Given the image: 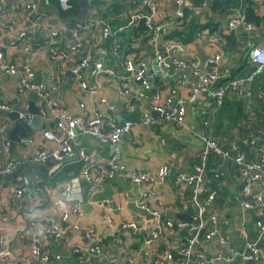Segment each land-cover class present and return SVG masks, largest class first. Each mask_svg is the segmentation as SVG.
<instances>
[{
    "label": "built area",
    "instance_id": "built-area-1",
    "mask_svg": "<svg viewBox=\"0 0 264 264\" xmlns=\"http://www.w3.org/2000/svg\"><path fill=\"white\" fill-rule=\"evenodd\" d=\"M61 9L70 10V0H57ZM89 1V9L84 19V24L74 22L71 27H48L45 30L43 41L37 40V33L41 29L46 13L40 10L37 0H27L21 8L32 17L30 25L16 31L12 21L0 18V32L12 34L8 41L10 47H24L27 51L21 65L18 67L11 62L3 52L0 45V72L12 77L19 73L16 85V96L19 104L18 115L29 122L32 114L29 112L28 91H35L40 99L38 105L39 117L44 122L57 119L53 127L42 130L46 140L54 142L53 149L38 148L31 157L32 162L44 163L48 158L63 161L73 153V144L77 134H87L98 143L118 145L128 136L136 122L144 127L172 123L183 126L187 114V107L200 101L201 108H197L200 127L193 132L200 144L193 154L192 164L188 172H176L173 175L174 184H183L192 194L190 203L195 212L192 222L181 221L163 214L160 210L162 202L155 189L157 181L165 180L171 173L170 164L162 163L154 176L148 170L133 169L124 171V166L118 163L119 151L115 149L109 158L102 162H95L91 156L81 151L79 153V174L72 177L62 185L55 186L52 206L55 209L70 206L74 221L71 228L79 229V219L83 216L80 181L86 183L87 197H91L100 190L106 178H115L117 171H122L126 179L139 186H144L139 193V208L153 216V225L143 240L141 264H148L151 258L150 248L158 240L165 238L169 232L179 233L178 238L167 249L154 255V264H214L220 259V253L207 255L198 246L203 240L215 239L220 244H227V237L217 229L219 220L213 212V203L216 190L206 185L208 170V157L215 154L223 161L230 162L236 174L241 178L243 185L237 200L245 211L258 212L260 218L255 221L258 238L255 241H246L243 250L239 253L243 261L256 262L264 257V250L259 245V238L264 232V138L259 134H251L247 141H243L248 150L245 151L238 144L236 137L221 139L211 132L212 120L217 109L222 107L227 97L240 100L243 112L250 121H255L261 112L255 97L264 103V87L253 93L252 85L259 75L264 72V43L250 47L245 62L250 70L245 75L223 78L221 75V61L223 54L217 52L205 57L193 55L188 60L181 55L186 43L183 35H172L174 31L182 32L188 21L189 9L185 7V0H173L175 9L168 14H160L159 6L162 0H93ZM93 1V2H92ZM115 2L126 5L125 10L118 15L107 9ZM201 7H207L209 0H199ZM2 6L0 4V11ZM106 14V15H105ZM115 17L123 19L117 27L113 25ZM142 24L145 32L133 30ZM227 32H250L256 27L255 23L248 20L244 13L232 12L227 19L219 24ZM123 31L125 37L130 39V46L123 48L116 39V33ZM200 34L197 31L196 36ZM91 38L90 48L86 39ZM109 40V45L104 43ZM32 41V42H31ZM64 41L62 46L57 42ZM42 42V43H40ZM39 44L46 47L47 60L55 68L50 83L35 82L34 60L39 50L30 48L28 44ZM142 47L137 53V47ZM149 47V55L139 56ZM85 49L83 54L81 51ZM202 64V68L200 65ZM69 71L73 85L89 96L96 97L90 109L84 102H79V112L74 113L64 105L60 96L63 73ZM160 80L156 86L154 80ZM107 80L111 85L114 80L117 98L125 99L127 112L139 114L138 121L124 118L119 124L115 110V102L102 93V82ZM138 82L137 93L132 95L128 82ZM169 80L175 81L169 85ZM184 89L186 92H181ZM165 92V94L163 93ZM149 97L153 100L150 110L139 105V100ZM174 100V105L171 104ZM100 105L107 109L105 112ZM12 107L3 99L0 92V111L9 112ZM156 111L157 114H153ZM12 128L9 122H0L1 150L8 152L11 141L7 132ZM23 139L17 144L25 143ZM242 141V140H241ZM16 163L7 161L0 163V186L5 176L15 172ZM223 172L218 170L215 177H220ZM16 186L13 188L11 198L13 201L21 198L30 191V185L25 176L14 178ZM257 184L258 188L254 185ZM153 198L155 205H150L148 199ZM102 200L101 203H108ZM70 215L67 210L57 213L55 217H41L38 224L41 232L33 234L29 240V256L12 257L3 250L4 235L0 234V264H31L30 260L49 262L60 260L61 253L51 252L46 247L50 241L58 243L66 249L67 254L78 255L81 264H101L100 257L104 255L94 225L85 231V245L71 243L67 231L62 227V221H67ZM108 226L112 225L110 218L106 220ZM227 225L228 221H222ZM120 228L132 232L139 231L135 220H122ZM23 239L24 235L20 234ZM230 252L234 253L232 248ZM112 264H122L116 257H108ZM129 261L134 257L129 256Z\"/></svg>",
    "mask_w": 264,
    "mask_h": 264
},
{
    "label": "crops",
    "instance_id": "crops-1",
    "mask_svg": "<svg viewBox=\"0 0 264 264\" xmlns=\"http://www.w3.org/2000/svg\"><path fill=\"white\" fill-rule=\"evenodd\" d=\"M27 0H0L2 9L0 18L4 21H12L16 31L26 28L30 25L32 17L29 16L22 8V3ZM40 4V10L46 13L42 27L37 33V40L43 41L45 30L52 27H71L70 24L62 20L48 5L47 0H37ZM186 9H189L188 21L197 26H202L199 36H191L186 41L185 49L181 55L184 59H189L193 55L205 57L217 52L223 54L221 61V75L223 78L241 76L248 73L250 67L245 62L246 55L250 47L264 43V0H233V5L223 12L213 11L210 7L211 0L207 7H201L199 0H185ZM251 6L254 13L259 17V22L253 31L243 32H227L219 27L227 17L234 11L244 13V9ZM173 0H162L159 6L160 14L171 13L175 9ZM188 23V25H189ZM73 26V25H72ZM12 38V34L8 32H0V45L3 46L5 56L18 67L21 65L25 54L24 47H10L8 41ZM32 42V41H31ZM91 38L86 39V45L90 48ZM42 43V42H40ZM64 41L57 42V45H64ZM30 48L39 50L35 64V82L50 83L53 78L55 68L51 66L47 60L46 47L39 44H28ZM142 47H137V53ZM149 47L142 51L140 57L149 55ZM85 49L80 52L83 54ZM19 73L9 77L0 72V92L4 100L12 107L13 100H17L16 85L19 79ZM63 80L60 90V96L65 106L70 111L78 113L79 102H84L87 109L91 108L96 97L89 96L82 92L71 81L69 71L63 73ZM175 81L169 80V85H173ZM159 79L154 80L157 86ZM102 93L115 100L123 102L121 117L125 118V114H139L136 112H127L125 108V99H118L115 86L117 81L109 85L107 80L102 82ZM129 89L134 95L139 87L138 82H128ZM261 84L258 83V86ZM181 92H186L180 89ZM165 94V92H163ZM27 97V94H26ZM28 98V97H27ZM237 100L234 97H227L226 103ZM40 99L35 101L38 106ZM142 108L150 110L153 105L152 98L143 97L139 100ZM200 101L196 104L188 105L187 114L184 125H176L172 123H163L161 125L144 127L136 122L131 133L126 136L118 145L114 146L107 143H98L87 134L78 133L76 142L73 144V153L67 159L59 162L53 158H48L44 163H34L31 160L33 152L38 148H46L48 150L56 147L54 142L44 138L42 128L35 129L29 138L22 144L12 145L11 149L6 153L1 150L0 135V163L14 161L16 163V176H25L30 182V191L21 198L13 201L11 198L13 188L16 186L14 182V173L5 176L0 186V234L4 235V252L12 257L29 256V240L33 234L41 232V225L38 219L41 217H55L57 213L67 210L70 217L67 221H62V227L68 233V239L71 243L85 245L86 238L84 231L94 225L98 236V241L102 246L104 255L100 257L101 264H112L108 257H116L122 264H141L142 251L144 248L143 240L153 225V216L142 211L138 206L139 193L144 186H139L126 179L122 171H117L118 176L115 178H106L102 187L91 197H87V187L84 181H80L81 191L78 196L83 201V216L79 219V229L71 228L74 219L70 206L55 209L52 206L54 199L55 186L62 185L72 177L79 174L80 159L79 153L84 151L88 153L95 162H102L109 158L112 152L117 149L119 151L118 163L124 166V171L133 169H142L150 171L154 176L157 174L159 166L167 162L170 164L171 173L163 181H157L155 189L160 195L162 205L160 210L162 215L173 217L175 213L187 211L191 215L194 214L195 208L190 203V189L183 184H174L173 175L176 172L190 171L193 154L199 149L200 144L195 138L193 132L200 127V119L196 109L201 108ZM223 107V106H222ZM220 107L214 113L212 120L211 132L214 136L226 139L227 137H236L238 140L247 141L250 132L243 135L239 132L223 135L217 128L218 115L222 108ZM105 112L107 109L100 105ZM115 110L112 112L115 114ZM157 114V113H153ZM138 118L136 119L138 121ZM118 120V118H117ZM42 121V120H41ZM119 121V120H118ZM0 122H9L13 126V122L3 111H0ZM51 122V121H50ZM225 123L226 121L223 120ZM47 128V127H46ZM50 128V127H49ZM225 128V127H223ZM248 130V129H247ZM256 131L264 138V120H262ZM219 164V166H218ZM218 170L223 174L218 178L212 176ZM206 185L216 190V197L213 203V212L217 214L219 224L217 229L224 234L228 242L220 244L215 239L208 241L203 240L198 246L204 250L207 255L211 256L220 253V259L214 264H264V257L256 262L243 261L239 253L243 250L246 241H255L258 238V232L255 227V221L260 218L258 212L245 211L237 200V196L241 192V178L236 174L233 165L222 159L215 165H210L206 174ZM258 188V185L255 184ZM102 200H108V203H101ZM150 205H155L153 198L148 199ZM110 218L112 225L108 226L106 220ZM227 220L228 224L223 225L222 221ZM122 220H135L139 225L138 232H132L120 228ZM24 238H19V235ZM179 233L172 231L165 238L158 239L150 248L151 258L148 264H154V255L161 252L175 243ZM259 245L264 250V232L258 240ZM51 252L61 253L60 260H51L49 262H37L30 260L31 264H81L78 255H68L64 246L50 241L46 247ZM230 248L234 253L230 252ZM133 256L134 260L129 261V256ZM207 264V263H206Z\"/></svg>",
    "mask_w": 264,
    "mask_h": 264
},
{
    "label": "trees",
    "instance_id": "trees-1",
    "mask_svg": "<svg viewBox=\"0 0 264 264\" xmlns=\"http://www.w3.org/2000/svg\"><path fill=\"white\" fill-rule=\"evenodd\" d=\"M48 1V5L50 6V8L58 15L62 18L63 21H65L66 23L70 24L71 26L74 24V22H77L75 20V17L78 15L80 9H81V5L79 3V0H70L71 4H72V8L70 10L64 11L61 9V6L59 5L57 0H47ZM94 3H96L95 0H93ZM92 1V2H93ZM233 5V0H211V9L213 11H218V12H223L225 10H227L228 8H230ZM126 8V5L124 2L122 3H117L115 2L113 5H111V7H109V9H107V13L112 12L113 15H118L121 14ZM244 14L247 17L248 20L252 21L256 24H258L259 22V17L254 13L253 9L251 6H247L244 9ZM106 15V14H105ZM123 23V19L115 17L113 19V25H117V27H119L121 24ZM189 21L186 22V26L184 31L182 32H178V31H174L172 33V35H183L184 36V41H188L190 39L191 36H196V33L198 30H200V28H202V26H197L193 23H189ZM133 36L136 37L137 32H145V29L143 27V25L140 23L139 26L137 28H135V30H133ZM116 39L117 41L120 43V46L123 48L129 47L130 46V39L128 37H125L123 31H118L116 33ZM110 41L107 40L104 45H109ZM258 83H260L261 85L258 86ZM264 87V72H262L259 77L255 80V82L252 85V91L253 93H255V95L257 94V90L260 88ZM255 102L258 103L259 105V109L261 110L260 113L257 114L256 116V120L255 121H250L247 116L244 114L243 112V105L242 102L240 100H232V102H228L226 103V101L224 102V104L222 105L223 107L220 109L219 111V115H218V125L217 128L220 131V133H222L223 135H229V133H234L239 132L243 135H247L249 134H258V132L256 131L259 123L264 120V103L260 100L257 99L255 97ZM125 114V118L127 119H132V120H136L138 118L137 114ZM223 120H225L226 122L224 123ZM225 127V128H223ZM248 129V130H247ZM229 138V137H227ZM245 151L248 150V147L242 148ZM221 160V158L215 154H210L208 157V167L209 164L210 165H215L217 164L219 161ZM219 166V164H218ZM212 176L214 178H218L214 176V173L212 174ZM213 188V187H212ZM214 189V188H213ZM190 191V195L192 194V191Z\"/></svg>",
    "mask_w": 264,
    "mask_h": 264
},
{
    "label": "water",
    "instance_id": "water-1",
    "mask_svg": "<svg viewBox=\"0 0 264 264\" xmlns=\"http://www.w3.org/2000/svg\"><path fill=\"white\" fill-rule=\"evenodd\" d=\"M79 3L81 5V9L78 13V15L75 17V20L81 24H84L85 16L89 9V1L88 0H79ZM200 68H202V64L200 65ZM27 97L30 101L29 103V112L32 114V117L29 122L23 120L18 115L19 110V104L16 100H13L12 109L9 112H3L5 116H8L9 119L13 122V126L9 131L7 132V136L11 141L12 145H16L21 140L29 138L30 135L33 133L35 129L39 128H46V127H53L55 123H57V119H54L51 122H44L41 121V118L39 117V109L38 106L35 104V101L38 99V95L35 91H28ZM116 104V112L115 115L118 118L119 124H123V117H121V110L123 108V102L121 100H115ZM174 105V100L171 104V107ZM153 113H156V111H153ZM237 144L241 148H245V144L241 140H237ZM17 174L14 173V176ZM29 185L30 182L28 181ZM246 183V181L242 182V185H240V188H243V185ZM175 219L186 221V222H192V215L187 211H181L178 213H175L173 215Z\"/></svg>",
    "mask_w": 264,
    "mask_h": 264
}]
</instances>
